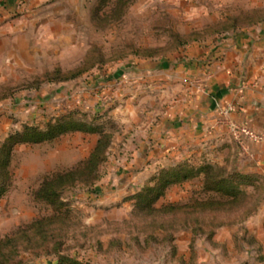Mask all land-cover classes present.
<instances>
[{"label": "rangeland", "instance_id": "obj_1", "mask_svg": "<svg viewBox=\"0 0 264 264\" xmlns=\"http://www.w3.org/2000/svg\"><path fill=\"white\" fill-rule=\"evenodd\" d=\"M29 7L0 13V147L26 126L45 129L58 119L98 132L70 131L13 150L11 185L0 198V240L18 237L14 260L264 264V173L241 169L236 153L215 165L244 179L240 203L193 211L197 199H230L204 193L196 177L170 186L154 213L136 208L137 194L176 165L142 169L136 145L144 138L138 122L128 121L131 113L121 112L129 97L137 98L135 77L109 79L128 61L174 56L264 23V0H35ZM102 133L111 143L92 170L87 162ZM70 171L56 203L38 196L45 180ZM168 204L182 207L164 210Z\"/></svg>", "mask_w": 264, "mask_h": 264}, {"label": "crops", "instance_id": "obj_2", "mask_svg": "<svg viewBox=\"0 0 264 264\" xmlns=\"http://www.w3.org/2000/svg\"><path fill=\"white\" fill-rule=\"evenodd\" d=\"M34 2L0 0V13ZM109 72L111 82L135 77L137 98L129 97L121 112L131 113L128 121L138 122V136L144 138L136 145L142 169L158 163L223 164L237 154L241 169L264 173V139L243 151L220 112L232 105L230 119L264 135V23L195 42L174 56L137 58Z\"/></svg>", "mask_w": 264, "mask_h": 264}, {"label": "trees", "instance_id": "obj_3", "mask_svg": "<svg viewBox=\"0 0 264 264\" xmlns=\"http://www.w3.org/2000/svg\"><path fill=\"white\" fill-rule=\"evenodd\" d=\"M70 131H84V132H98V128L92 124L83 123L75 119H58L56 123H51L45 129L38 127L26 126L22 131L15 132L10 135L7 140L0 147V198L5 194L8 187L11 185V172L8 167L11 161L12 153L15 147L19 144L26 143H40L44 141H51L58 138L64 133ZM111 143L110 135L107 136L102 133V136L98 139L97 145L90 155L87 164H90L92 170H96V167L103 157L104 152ZM70 173L59 174L52 179L45 180L39 190L38 196L42 199L57 202L59 197L58 189L66 184V177L70 176ZM235 175L245 178L246 176L240 172ZM196 177L202 178L201 190L204 193H212L221 195L223 197L230 198L229 200H221L214 198L213 195L206 199H200L195 201V205L191 206L192 210H196L198 207L204 209L215 210L223 207L226 203H240L244 194L241 184L244 179H235L230 175L225 174V168L212 164L210 162L194 165L189 162H183L177 164L175 167L163 169L156 177V182L153 185H146L143 190L137 194L136 208L145 213H154L157 209L154 204L166 194L168 188L172 185L182 184L186 181L192 180ZM244 183V182H243ZM178 204H168L164 207V210L181 208ZM17 240V242H16ZM18 237L7 236L0 240V264H19V261H15L14 258L18 254ZM58 264H82L80 261L69 257L68 255H62L58 259Z\"/></svg>", "mask_w": 264, "mask_h": 264}, {"label": "built area", "instance_id": "obj_4", "mask_svg": "<svg viewBox=\"0 0 264 264\" xmlns=\"http://www.w3.org/2000/svg\"><path fill=\"white\" fill-rule=\"evenodd\" d=\"M233 110L232 105L220 110L224 116V122H226L228 130L243 151L249 150V146L254 143L261 142L264 139V135L251 127L247 123H239L229 118V113Z\"/></svg>", "mask_w": 264, "mask_h": 264}]
</instances>
